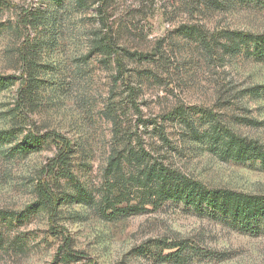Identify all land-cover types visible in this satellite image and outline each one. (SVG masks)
<instances>
[{"label":"rangeland","instance_id":"rangeland-1","mask_svg":"<svg viewBox=\"0 0 264 264\" xmlns=\"http://www.w3.org/2000/svg\"><path fill=\"white\" fill-rule=\"evenodd\" d=\"M208 2L0 0V76L13 81L0 90V214H10L0 216V264H264V227L249 233L181 201L128 213L100 202L115 150L125 151L124 179L138 172L129 149L208 188L264 194L260 161L225 160L200 138L213 124L264 145V61L210 52L178 33L262 34L264 9ZM97 37L153 61L118 55V66L116 52L94 48ZM253 86L262 94H250ZM175 107L197 135L168 118ZM60 150L65 163L45 174ZM40 178L60 196L53 217L29 208ZM133 196L116 207L135 205Z\"/></svg>","mask_w":264,"mask_h":264},{"label":"trees","instance_id":"trees-1","mask_svg":"<svg viewBox=\"0 0 264 264\" xmlns=\"http://www.w3.org/2000/svg\"><path fill=\"white\" fill-rule=\"evenodd\" d=\"M208 1V7L211 6L216 9H226L227 6L234 4L264 9V0ZM87 2L88 0H75V4L80 8L85 7ZM178 33L183 37H196L197 42L210 52L215 48L222 50L224 54H229L230 56L242 52L246 57L264 61V33L253 34L247 31L225 29L209 35L195 26L182 27ZM208 37H223L224 43H220V47H216L214 38L208 39ZM94 48L108 56L116 52L118 66L119 58L124 56L140 61L147 59L153 61L154 58L153 55L147 57V54L130 53L128 49H123L124 53H118L114 49V44L109 43L106 37H97L94 40ZM159 55V59L165 58L162 53ZM10 79L11 77L0 76V90L13 84V81ZM27 81L30 83V80ZM261 88L260 86H253L247 91H250V94L259 95ZM168 115L170 120L175 119L177 116L178 122L185 124L188 130L191 127L190 133L193 136L197 135L195 127H193V123L188 117V112L183 107L173 108ZM158 133L161 140L167 142V137L164 136L163 131L159 130ZM200 138H203L205 144H207L212 152L225 160L231 159L239 162L258 160L264 165V145L257 140L243 137L231 129L224 130L212 124L209 132ZM25 140L23 144H27L28 147H35L38 143V140L34 139V137H26ZM124 154L125 151L119 153L115 150L108 158L107 166L104 170L105 175L108 177V183L107 188L104 189L105 193L100 200L103 208L105 206L115 207L114 210L118 213L138 212L146 202L155 205L165 200H174L189 204L199 212L206 211L214 215L229 218L236 223L238 229L249 233H257L261 227H264V194H251L228 188H208L201 182L193 180L177 170L164 166L157 160L150 162L151 160L144 157L142 153L132 149L127 151V155L136 164L138 172L124 179L121 170L122 163L125 161ZM66 158L67 151L60 150L55 158L50 160L51 163L44 167L43 172L48 175L56 162L65 163ZM43 179L46 180L45 178H40L35 187L38 202L35 203L36 205H30L29 208L43 209L49 214V217H53L56 213L60 196L56 195L49 183L43 181ZM133 194V199H137L135 205L116 207L117 203L122 200L129 201V197ZM8 215L10 214H0L1 217ZM68 253L74 256L70 251Z\"/></svg>","mask_w":264,"mask_h":264}]
</instances>
